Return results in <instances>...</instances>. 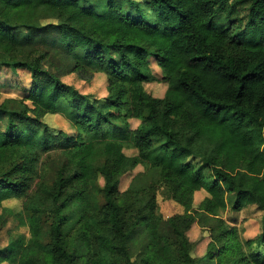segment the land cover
<instances>
[{"label": "trees", "instance_id": "1", "mask_svg": "<svg viewBox=\"0 0 264 264\" xmlns=\"http://www.w3.org/2000/svg\"><path fill=\"white\" fill-rule=\"evenodd\" d=\"M0 65L27 68L30 106L0 104V205L22 198L21 237L0 253L9 264H264V228L241 241L214 227L204 258L187 236L203 216L256 204L264 211V0H0ZM55 29L69 51L98 65L108 96L64 83L46 50L26 52L16 32ZM17 30V31H16ZM33 34V33H32ZM154 58L168 88L156 80ZM83 79L94 69L78 63ZM72 110L74 132L42 118ZM140 119L136 128L129 120ZM125 149H136L130 156ZM63 162L49 179V161ZM192 158V159H191ZM195 158L197 161H192ZM143 166L119 191L123 175ZM104 186L96 190L98 177ZM166 186L185 212L159 226L157 191ZM209 194L193 207L198 190ZM132 244L137 254H133ZM256 245V248H254Z\"/></svg>", "mask_w": 264, "mask_h": 264}, {"label": "rangeland", "instance_id": "2", "mask_svg": "<svg viewBox=\"0 0 264 264\" xmlns=\"http://www.w3.org/2000/svg\"><path fill=\"white\" fill-rule=\"evenodd\" d=\"M103 1L89 0V4L94 6L102 4ZM16 33H18L20 47L26 50V52L33 49L49 52L51 62L47 65L64 83L77 89L80 93L90 95L95 99H104L108 96L106 74L98 69V65L84 60L81 50L75 52L69 51L66 44L60 41V35L55 29L49 28L41 33H38L37 30L22 31L21 33L18 31ZM78 63L96 70L94 76L89 79L80 77L77 71L74 70ZM150 65L156 80L144 83L145 90L155 97H163L168 88V82L163 78L162 70L154 58H151ZM31 81V72L27 68L16 69L9 65L1 64L0 104L5 102L13 109H23L26 105L30 106V101L26 99V89L31 86ZM74 113L68 109L65 101H61L60 111L46 115L42 118V121L53 129L72 134L74 128L71 121ZM129 122L131 128H136L141 121L140 119L132 118ZM125 153L133 156L137 154V150L125 149ZM192 161L197 160L193 158ZM49 162L48 178L52 179L56 169L62 164L63 157L55 156ZM142 170L143 166L139 164L136 168L123 175L119 182V191L124 192L129 187L132 177ZM95 183L92 198L97 197L96 190L104 186V177L100 175ZM208 196L209 194L206 190L201 189L196 191L193 207L198 209L202 201ZM157 203L158 212L163 216L159 232L171 242L174 240L175 235L169 223V218L173 215L184 213L185 208L174 198L166 186L160 187L157 191ZM231 205L229 201L228 206L221 209L217 216L199 217L187 231V236L193 244L192 254L194 257H205L208 245L212 240L214 227L218 224L221 225L222 222L227 226H235L237 236L243 242L258 239L264 228V211L256 204H251L241 211H233ZM22 207L23 199L17 197L4 200L0 205V253L3 249L10 247L20 237L24 241H28L31 237L29 228L27 225L21 223L18 215L22 211ZM254 248H256V245H254ZM132 251L133 254H137L138 250L135 244H132ZM0 264H9V262L0 260ZM202 264H214V261L205 259Z\"/></svg>", "mask_w": 264, "mask_h": 264}]
</instances>
